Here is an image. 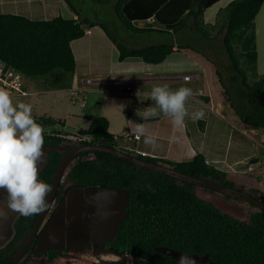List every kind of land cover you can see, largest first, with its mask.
Segmentation results:
<instances>
[{
	"label": "trees",
	"instance_id": "trees-1",
	"mask_svg": "<svg viewBox=\"0 0 264 264\" xmlns=\"http://www.w3.org/2000/svg\"><path fill=\"white\" fill-rule=\"evenodd\" d=\"M94 1L100 4L113 3L121 23L133 32L176 31L192 17L196 30L205 37H211V31L203 23V15L207 8L219 0ZM67 3L77 18H66L61 14L52 18H37L0 10V66L2 74H12L6 77L7 81L13 75L19 77L20 90L10 85H3L4 89H0L29 97L31 93L25 78L34 81L39 78L40 87L69 89L73 99L84 106V90L73 84L76 62L71 42L82 38L87 29L95 25L102 26L114 42L119 60L138 57L154 64L173 52V44L169 42L139 48L128 47L118 41L106 25L81 18L71 1L67 0ZM174 4L175 10L170 12L169 8ZM262 4L263 0H230L218 9L212 26L214 35L222 34L230 69L236 74L230 80L233 83L231 87L229 80L225 81L221 71L215 68L229 106L244 124L260 129H264V72L258 74L256 68L255 17ZM148 19H152V22H148ZM137 21H143L144 25L138 26ZM236 80L239 81L235 87ZM240 102L245 110L250 111L247 116L240 110ZM32 116L38 124L49 127L44 132L46 151L45 160L39 167V179L50 186L61 158L70 149L95 143L116 147L194 177L235 187L227 179L226 173L206 163L201 153L195 154L191 160L174 161L118 146L117 137L109 132V123L104 116H94L87 128H77L74 133L58 128L65 124L60 118L37 113H32ZM130 136L128 133L124 135L125 138ZM69 189H91L94 192L106 190L124 194L123 217L115 228V237L108 243V248L115 253L128 254L136 264H178L181 255H188L195 261L197 258L204 259L209 264H264V210L236 197L98 150H84L73 156L63 172L47 214L64 203ZM238 189L264 200V193L259 189ZM204 192L212 196L204 195ZM219 194L249 205L251 210L248 218L241 219L219 208L214 202ZM37 215H19L15 219L12 237L0 247V264L21 247ZM39 237L40 233L37 232L29 248L13 264H24V261L30 262V259L41 256L47 257L48 261L56 259L58 253L39 250L42 248L37 244Z\"/></svg>",
	"mask_w": 264,
	"mask_h": 264
},
{
	"label": "crops",
	"instance_id": "crops-1",
	"mask_svg": "<svg viewBox=\"0 0 264 264\" xmlns=\"http://www.w3.org/2000/svg\"><path fill=\"white\" fill-rule=\"evenodd\" d=\"M4 1L8 3L9 0ZM26 1L29 3L35 2V0ZM53 1L58 4L59 1L62 0ZM64 1L67 3V0ZM222 1L223 0H219L216 4ZM229 1L230 0H226L223 2L222 5L217 7L215 12L209 16H207L206 12L210 7L204 11L203 23L207 25L214 37H205L196 30L194 26L195 21L192 17H189L180 29H194L205 39H219L223 44L222 34L214 35V29L212 26L215 23L216 12L218 9L224 7ZM11 3L12 9L2 11L24 14L26 16H32L34 13L33 10H26L24 8V3H26L25 0L19 2L12 0ZM175 4L169 8L170 12L171 10L172 12L175 10ZM263 4L255 17L256 44L259 33V27H257L258 23L259 26H264ZM50 6V9H52L53 12L56 11L55 5L51 3L46 7V10H48V7ZM70 10L71 9L68 5V12ZM73 17L77 18V15L74 14ZM98 24L101 23L99 22ZM87 30L88 31L85 32L82 38L71 42V48L76 62V77L73 79V84L81 91L84 90V92L89 91L90 86H96L93 89L104 94L127 97L125 102L117 105L107 104L103 106L101 102L100 112L98 114V116H104L107 118L109 123L108 130L111 134H115V137L119 138L120 135L123 137L127 133L131 135L130 138L123 140L121 143L122 147L135 149L138 152L145 153L147 156L166 158L174 161L191 160L195 154L201 153L204 156L206 163L223 170L226 173L227 179L231 180L235 187L243 188L246 191L251 188H256L264 193L263 162L260 161V158L257 156V148L252 144L253 136H257V143L264 148V129L250 127L247 129L249 133V135H247L244 126V129L240 132L241 135L235 137L241 138V143H246L247 141L250 143L245 155L233 159L226 157V152H224L223 148L220 146L221 141H224V137L216 135L215 130L219 129L218 126L220 123L228 126L229 119L237 121H240V119L229 106L223 93V89L218 81L213 59L207 53L198 52V50L192 48L193 45L190 42L174 38L173 35L177 30L161 32L172 34L171 40L160 42L172 43V53L166 56L163 61L154 64L146 63L138 57H127L125 59H128L130 64H125L124 66L119 63L123 62L125 59H118L117 48L114 42L107 36L102 26L95 25L89 27ZM125 45L134 48L148 46ZM263 71L264 67L260 71L257 68L258 74H261ZM91 77H93V79ZM87 79L93 81L85 83ZM126 85H129L132 88L131 90L133 93L131 95L126 92ZM155 85H168L173 90L182 86L191 88L194 92V96L187 102L186 106L188 111L191 113L202 109L206 114L205 118L197 122H193L190 118H186L183 126L174 127L172 122L162 115L147 121H143L142 117L141 121H135L128 117V112L136 114L137 110L139 113V111L152 105L148 94ZM28 89L31 93L29 96L45 93L53 95L55 93H61L62 91L53 88L46 90L43 86L37 87L35 83H31L28 86ZM9 93L10 92H8V94ZM83 107L84 106H81V108ZM51 110V114L50 112L45 113L39 110L36 113L47 114L60 119L64 117V120H70V115H74L71 114V112H68V110L63 116L57 114L58 112L55 113L53 104L49 107V111ZM90 119L91 118H88L86 121L90 122ZM132 122L144 123L145 134L153 136L156 139L157 146L153 147L144 144L142 136L135 139L133 136L136 135V130L135 125ZM45 151L46 149L44 148V152ZM245 161H247V164L246 166H243L242 164H244ZM0 210L7 212L6 217H0L1 247L12 237L13 223L19 216V214L7 211L6 193L3 191H0ZM51 224L52 223L50 222L45 232H43V239L47 237L49 233H51L50 236H54L57 231H60L52 229ZM43 242L44 240H42V243Z\"/></svg>",
	"mask_w": 264,
	"mask_h": 264
},
{
	"label": "rangeland",
	"instance_id": "rangeland-1",
	"mask_svg": "<svg viewBox=\"0 0 264 264\" xmlns=\"http://www.w3.org/2000/svg\"><path fill=\"white\" fill-rule=\"evenodd\" d=\"M3 1L4 0H0V10L12 9V0H9L8 3ZM13 1L19 2L22 0ZM70 1L81 18L96 20L97 22L106 25L110 33L115 36L118 41L128 44L129 46L157 44L171 40L172 38V34L167 33L156 31H151V33H137L128 30L117 17L113 3L100 4L94 0ZM225 1L226 0H223L220 3L211 6L206 12L207 16L213 14L217 7L221 6ZM25 2L24 8L26 10H33L34 13L32 16L36 15L37 18H52L58 15L59 12L66 18L74 15L72 10L68 12V5L64 0L59 1L58 4L53 0H35L33 3H29L25 0ZM50 3L55 5L56 11L53 12L52 9H50L51 6L46 10V7L49 6ZM137 25H144V22L137 21ZM257 27H259V33L256 44V68L260 71L264 67V26H259L258 23ZM173 36L178 40L190 42L193 45L192 48L198 50V52L207 53L213 59L214 67H217L221 71L224 80H229V86L233 87V83H231L230 80L236 74L230 69L227 54L225 53L224 46L219 39H205L199 32L191 28L177 30ZM119 64L125 66V64H130V62H128V59H125ZM91 78L93 79V77ZM25 80L27 81L28 86L31 83H37V87L41 86V80L39 78H36L35 81L29 80L28 78H25ZM238 81L239 80L235 81V87L237 86ZM94 87L96 86H90V90L82 94V97L84 98L83 108H81L78 101L73 99L69 89H63L61 93H55L53 95L46 93L29 97L17 96L11 93H9V95L13 98L14 102L19 100L31 104L32 113H36L39 110L45 113L50 112L51 114L52 110L49 111V107L52 104L54 112H58L57 114L62 116L68 110V112H71V114L74 115H70V120H64V117H62L61 119L65 121V124L63 126H58V128L67 133H74L77 128L88 127L90 124V122L86 121L88 118L98 116L101 102L103 106L107 104L117 105L125 102L127 99L126 96H110L104 94L93 89ZM45 88L48 90L50 87L46 86ZM232 93L235 95L238 94V92ZM227 102L229 103L228 100ZM238 104L239 107H241L242 103L240 102ZM63 105L68 106L64 107ZM240 110H242L243 114L246 116L250 112L245 110L243 105ZM240 121L229 119L228 126L220 123L218 126L219 129L215 130L216 135L224 137V141L220 140V146L223 148V151L226 152V157L229 159L238 158L242 155L244 156L246 150L250 146L248 141L246 143H241V138L235 137L241 135L240 132L244 129V126L246 128L245 132L249 135L247 129L252 127ZM44 129L48 130L49 127H44ZM113 135L116 136L115 134ZM116 139L119 146L126 138L124 136L121 137L120 135V137H117ZM257 141L258 137L253 136L252 144L257 148V156L260 158V161L263 162L264 168V148L259 146L260 144H258ZM246 164L247 161L242 165L246 166ZM203 194L212 196L209 193L207 194V192H204ZM219 195L221 197L217 196L216 201H214L219 208L241 219L246 220L248 218V213L251 210L249 205L228 198L222 194ZM123 205L124 194L120 192L106 190H98L94 192L91 189H69L65 195L64 203L57 208L51 224L52 229L60 230L63 234L59 240H57L55 236H50L51 233H49L44 239H41L44 240V242L46 239L50 242L47 245L49 249L60 251L64 248H68V252L61 255L59 254V256L52 261H48L46 259L47 257L41 256L35 259H30V262L24 261V264H136L133 258L128 254L115 253L108 248V243L115 237V228L123 217ZM74 218L78 220L76 223H74ZM74 224L84 226L85 230L78 228V226L75 228ZM64 235L67 237V244L63 242ZM44 248L45 247L39 248V250ZM176 256L179 257V255Z\"/></svg>",
	"mask_w": 264,
	"mask_h": 264
},
{
	"label": "clouds",
	"instance_id": "clouds-1",
	"mask_svg": "<svg viewBox=\"0 0 264 264\" xmlns=\"http://www.w3.org/2000/svg\"><path fill=\"white\" fill-rule=\"evenodd\" d=\"M148 95L152 105L136 112L143 121L162 115L179 127L186 118L193 122L205 118L202 109L189 113L186 105L194 96L189 87L173 90L168 85H155ZM133 124L135 134L143 137L144 144L157 146L156 139L145 134L144 123ZM44 132V127L32 116L31 104L14 102L7 91L0 89V191L6 193L8 212L28 217L47 208L52 187L39 179V166L45 160ZM6 216L7 212L0 210V217ZM178 264H196V261L181 255Z\"/></svg>",
	"mask_w": 264,
	"mask_h": 264
},
{
	"label": "water",
	"instance_id": "water-1",
	"mask_svg": "<svg viewBox=\"0 0 264 264\" xmlns=\"http://www.w3.org/2000/svg\"><path fill=\"white\" fill-rule=\"evenodd\" d=\"M127 116L130 117L131 119L135 120V121H141V117L137 116L136 114L132 113V112H128ZM84 150H98V151H104V152H108L112 155H115L117 157H121L124 159H127L139 166L148 168V169H152L155 171H158L160 173H164L166 175H169L171 177H174L176 179L179 180H183L186 182H190L192 184L198 185L200 187H204V188H208V189H212L214 191H217L219 193H223L226 195H230L232 197H236L238 199H241L247 203H251L256 207H259L261 209L264 210V200L258 199L256 197H254L253 195L242 191L236 187H227L224 185H221L219 183L213 182V181H209L206 180L204 178H198V177H194L179 171H176L175 169L164 165V164H160V163H153V162H149L146 161L140 157H137L133 154H130L126 151L120 150L116 147H110V146H106V145H98L95 143H87V144H83V145H79L76 146L72 149H70L60 160L52 183H51V187H52V192L49 194L48 198H47V208L45 209V211L41 212L40 214L37 215L31 230L28 234V236L26 237L24 243L21 245V247L10 257L8 258L6 261H4L2 264H13L15 263L18 259H20L22 257V255L24 254V252L29 248L32 240L34 239L35 235L38 232L39 226L46 214V212L49 210L58 186L60 184L63 172L65 170V168L67 167L68 163L71 161V159L73 158V156H75L77 153L84 151Z\"/></svg>",
	"mask_w": 264,
	"mask_h": 264
},
{
	"label": "flooded vegetation",
	"instance_id": "flooded-vegetation-1",
	"mask_svg": "<svg viewBox=\"0 0 264 264\" xmlns=\"http://www.w3.org/2000/svg\"><path fill=\"white\" fill-rule=\"evenodd\" d=\"M53 203V202H52ZM52 205V204H51ZM50 208H51V206H50ZM49 208V209H50ZM57 210V209H56ZM56 210L55 211H53V212H50V214H47L48 213V211L46 212V214H45V216H44V218H43V220H42V222H41V224H40V226H39V229H38V232L40 233V237L38 238V241H37V244H39V247H45V248H48L47 247V245L50 243V242H48L47 241V239H46V241L45 242H43L42 243V238H43V232H45V230L47 229V227H48V224L51 222H53V219H54V215H55V213H56ZM78 220L77 219H75L74 218V223H76ZM77 226H78V228H81V229H83V230H85V228H84V226H82V225H79V224H74V227L75 228H77ZM88 227V226H87ZM63 234V232L62 231H57L56 232V234L54 235L55 237H56V239L57 240H59L60 239V237H61V235ZM55 240V239H54ZM66 240V241H65ZM63 242H65V244H67V237L64 235V241ZM42 244V245H41ZM44 248V249H45ZM47 250H49L48 252L50 253L51 251L52 252H54V253H58L57 254V257L59 256V254L61 255V254H63V253H67L68 252V248H64V249H62V250H52V249H47ZM56 257V258H57ZM196 264H209V263H207L204 259H199V258H197V261H196Z\"/></svg>",
	"mask_w": 264,
	"mask_h": 264
},
{
	"label": "built area",
	"instance_id": "built-area-1",
	"mask_svg": "<svg viewBox=\"0 0 264 264\" xmlns=\"http://www.w3.org/2000/svg\"><path fill=\"white\" fill-rule=\"evenodd\" d=\"M148 22H152V19H148ZM7 76H12V74L11 73H8L5 75L2 74V68L0 66V88H3V85H6V86L10 85V86L14 87L17 91H19L20 90L19 77L17 75H15V76L13 75V78L10 81H7L6 80ZM86 82H91V80L87 79ZM125 88H126L125 89L126 92H128L130 95L133 93L131 90L132 88L129 85H126ZM134 138L137 139L138 138L137 135H135ZM142 154H144V153L142 152Z\"/></svg>",
	"mask_w": 264,
	"mask_h": 264
}]
</instances>
